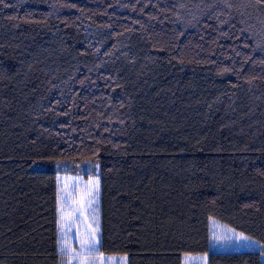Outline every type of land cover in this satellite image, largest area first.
I'll list each match as a JSON object with an SVG mask.
<instances>
[{
  "label": "trees",
  "instance_id": "1",
  "mask_svg": "<svg viewBox=\"0 0 264 264\" xmlns=\"http://www.w3.org/2000/svg\"><path fill=\"white\" fill-rule=\"evenodd\" d=\"M259 49L257 0H2L0 264L65 263L57 176L97 164L101 253L260 264L209 248V217L264 244Z\"/></svg>",
  "mask_w": 264,
  "mask_h": 264
},
{
  "label": "snow or ice",
  "instance_id": "2",
  "mask_svg": "<svg viewBox=\"0 0 264 264\" xmlns=\"http://www.w3.org/2000/svg\"><path fill=\"white\" fill-rule=\"evenodd\" d=\"M2 2V0H0ZM264 5V0H257ZM264 51V49H259ZM251 59V57H249ZM247 63V61H245ZM264 64V59L260 60ZM99 168V165H96ZM100 179L90 178L87 181L68 177H57L56 191V225L57 245L59 255L65 264H127V257L105 256L100 252ZM210 221V237L221 248L237 247L251 248L260 245L264 256V244L253 240L243 232H237L226 225L221 227L214 218ZM75 240L76 247L72 241ZM184 264H209L208 254L199 256L185 255Z\"/></svg>",
  "mask_w": 264,
  "mask_h": 264
},
{
  "label": "rangeland",
  "instance_id": "3",
  "mask_svg": "<svg viewBox=\"0 0 264 264\" xmlns=\"http://www.w3.org/2000/svg\"><path fill=\"white\" fill-rule=\"evenodd\" d=\"M87 170L90 172L88 178H84V177H82V176L66 175V174H58V176H59L62 180L65 179V178H68V177H72V178L82 179L83 181H87V180H89L90 178H96V177H97V175H94V173H93V172L96 173V167H95V166L93 167V170H92V169L90 170L89 168H87ZM58 176H57V177H58ZM209 218H210V217H209ZM211 218H214V217H211ZM214 219L218 222V224H219L221 227H223V226L226 225L227 227L232 228V227L228 226L227 224H225V223L219 221L218 219H216V218H214ZM209 228H210V221H209ZM236 231H237V232H240V231H238V230H236ZM245 235H246V234H245ZM252 239H253V240H256V239H254V238H252ZM256 241H257V240H256ZM72 244H73V247H76V246H77L75 240L72 241ZM260 244H262V243L260 242ZM209 248H210V250H212V251L258 250V251L261 252V248H260V245H259V244H257V245H252L251 248L237 247L236 245H233V246H231V247L221 248V247H220L219 245H217L214 241H211L210 232H209ZM203 254H205V253H188V255L193 256V257H195V256H199V255H203ZM104 255H105V256H111V257H116V258H121V257H125V256H126V255H124V254H117V255L104 254ZM185 255H186V254H185ZM185 255H183V259L185 258ZM64 264H65V263H64ZM260 264H264V256H262V255H261V259H260Z\"/></svg>",
  "mask_w": 264,
  "mask_h": 264
},
{
  "label": "crops",
  "instance_id": "4",
  "mask_svg": "<svg viewBox=\"0 0 264 264\" xmlns=\"http://www.w3.org/2000/svg\"><path fill=\"white\" fill-rule=\"evenodd\" d=\"M127 264H128V261H127ZM182 264H184V259H183V261H182Z\"/></svg>",
  "mask_w": 264,
  "mask_h": 264
}]
</instances>
